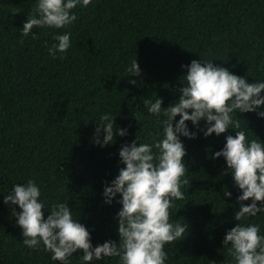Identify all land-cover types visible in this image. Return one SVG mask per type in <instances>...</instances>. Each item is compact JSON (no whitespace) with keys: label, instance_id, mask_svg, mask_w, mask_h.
<instances>
[{"label":"trees","instance_id":"obj_1","mask_svg":"<svg viewBox=\"0 0 264 264\" xmlns=\"http://www.w3.org/2000/svg\"><path fill=\"white\" fill-rule=\"evenodd\" d=\"M34 7L35 0H0V192L31 178L46 204L65 202L73 209L90 230L93 246L118 240L113 217L120 205L115 199L105 204L101 193L103 182L123 167L121 144L135 136L150 142L157 130V118L145 112L142 100L159 96L162 107L171 104L186 71L181 64L193 59H212L248 82L264 80V0H91L72 10L77 19L67 28L34 27L35 38L22 37L19 28ZM64 31L71 33V47L53 58L47 51L53 33ZM135 55L140 76L126 71ZM109 111L117 113L115 123L127 127L128 135L101 148L92 142L93 119ZM237 115L241 127L252 130L250 139L264 141V118ZM228 134L234 130L182 137L190 186L181 187L184 199L169 211L170 218L189 227L184 239L165 245L166 264H232L222 240L237 223L238 190L224 159L211 158ZM224 189L233 193L231 199H222ZM249 222L264 232V214ZM70 259L80 264L77 254ZM118 259L94 264H118ZM0 264H59L43 245L39 250L23 245L2 196Z\"/></svg>","mask_w":264,"mask_h":264},{"label":"clouds","instance_id":"obj_2","mask_svg":"<svg viewBox=\"0 0 264 264\" xmlns=\"http://www.w3.org/2000/svg\"><path fill=\"white\" fill-rule=\"evenodd\" d=\"M90 2L35 0L34 14H27L19 28L20 35L31 34L35 38L34 27L67 28L77 19L72 10L78 5L86 7ZM70 37L69 31L54 32V42L47 48L49 56L66 54L71 47ZM181 69L186 70L180 77L182 86L171 104L162 107L159 96L142 100L145 112L157 118V130L154 135L150 133L151 141L140 142L137 136L130 142L125 140L118 150L123 167L113 179L103 182V202L111 205L115 199L120 205L113 217L118 240L108 239L93 246L90 230L74 215L73 209L65 202L46 204L41 187L29 178L0 192L21 229L23 245L34 250L43 245L50 259L59 264H71L74 253L79 256L80 264H94L112 257L119 258L118 264H166L165 245L184 239L189 227L186 222L182 224L170 218L169 211L175 207V201L184 199L181 187L190 186L182 137L195 139L200 133L207 138L232 129L234 135H225L223 147L211 154L212 159H224L225 171L231 174L238 190L235 202L239 208L233 215L237 223L226 230L222 244L232 264H264L261 225L245 223L250 217L264 214V141L255 134L257 138L250 139V128H242L237 115L255 113L258 118H264V80L248 82L245 76L214 64L212 59H193L181 64ZM126 71L131 76L141 75L136 55ZM129 82L136 84V80ZM116 115L109 111L93 119L97 123L92 136L94 144L103 148L112 145L116 136L128 135L127 127L115 123ZM186 121L191 122L194 130L189 129ZM232 195L224 189L222 199H231ZM42 209L46 210V216Z\"/></svg>","mask_w":264,"mask_h":264}]
</instances>
